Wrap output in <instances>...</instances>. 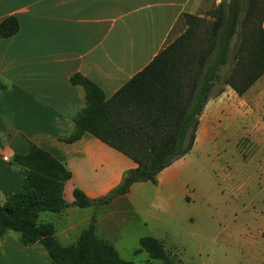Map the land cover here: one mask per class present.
Returning a JSON list of instances; mask_svg holds the SVG:
<instances>
[{"label":"crops","instance_id":"1","mask_svg":"<svg viewBox=\"0 0 264 264\" xmlns=\"http://www.w3.org/2000/svg\"><path fill=\"white\" fill-rule=\"evenodd\" d=\"M195 6L193 0H0V21L14 16L19 22L14 35L0 36V80L7 85L0 91L1 202L5 194L22 187L24 175L10 165V159L15 153H27L29 142L50 152L70 171L63 191L69 203L75 188L90 198L104 196L120 183L127 170L136 167L131 158L89 132L75 141H65L73 129L72 116L84 106V90L71 84L70 76L80 73L110 97L156 56L182 14H193ZM225 92L208 99L191 150L162 169L155 183L134 182L127 193L102 205L100 210H106L97 217L80 216L83 210L71 205L44 219L40 218L42 211L38 220L54 225L55 237L63 246L71 243H63L61 238H71L79 231L78 238L88 223L93 224L98 237L110 241L104 237L106 229L114 228L129 214L146 225L149 220L170 224L174 191L183 188L189 157L195 149H203L216 137L214 123L227 106ZM244 96V135L248 140L244 160L255 164L256 194L247 195L249 206L241 212L249 213L242 225L228 234L246 239L237 249L249 264H264V74ZM244 187H233V191L238 195ZM142 200L147 203L143 211ZM179 244L183 245L181 241ZM224 256L223 264H238ZM175 260L181 264L179 258ZM0 264L54 263L42 243L23 244L18 231L7 229L0 237Z\"/></svg>","mask_w":264,"mask_h":264},{"label":"trees","instance_id":"2","mask_svg":"<svg viewBox=\"0 0 264 264\" xmlns=\"http://www.w3.org/2000/svg\"><path fill=\"white\" fill-rule=\"evenodd\" d=\"M263 19L264 0H220L211 19L183 13L185 29L110 97L87 77L72 74L70 83L84 90V106L72 116L73 129L65 141L89 132L137 165L104 196L90 198L75 188L69 203L63 191L70 171L29 142L27 153L10 159L24 178L20 190L0 200V237L7 229L16 230L23 244L42 243L54 264H177L154 236L141 237L135 251H146L150 259L141 263L123 259L110 241L96 235L93 224L63 246L54 225L40 222L39 213H60L71 205H106L127 193L134 182L155 183L162 169L191 150L208 99L226 86L242 96L264 74ZM18 29L14 16L0 21L1 37ZM6 86L0 80V91Z\"/></svg>","mask_w":264,"mask_h":264},{"label":"rangeland","instance_id":"3","mask_svg":"<svg viewBox=\"0 0 264 264\" xmlns=\"http://www.w3.org/2000/svg\"><path fill=\"white\" fill-rule=\"evenodd\" d=\"M193 1L196 2L193 14L207 19H211L213 10L220 2V0ZM184 29V21L181 20L168 41ZM224 90L226 92L223 94V101L227 106L222 108V117L214 123L216 137L210 140V143H206L203 149H195L189 157L187 175L182 182L184 186L175 190L173 194L174 218L170 224L149 220L146 225L138 217L129 214L115 224L114 228H107L105 235L103 234L114 243L123 259L136 263L150 259L144 250L135 252L139 248V238L159 235L161 238L158 239L162 240L165 248L175 259L181 260V264H223L224 255L231 261L236 260L238 264H249L239 253L240 249H237L246 239L228 233L242 225L249 213L248 210L241 211L249 206V196L253 197L256 194L254 187L256 168L254 163H250L248 159L244 160L248 143L244 135L245 96L237 95L229 86ZM239 185H245L239 194L246 196L234 193L233 187L238 188ZM141 204L143 211L147 203L142 200ZM100 208L102 206L86 209L78 207L83 210L79 215L91 214L97 217L106 210ZM47 215L55 216V213L45 211L40 214V218L44 219ZM189 217L191 220H188ZM189 232L193 233V237H187ZM76 233L78 235L79 231ZM76 233L71 234V238H61V241L72 243L77 238ZM180 241L183 245L179 244Z\"/></svg>","mask_w":264,"mask_h":264}]
</instances>
